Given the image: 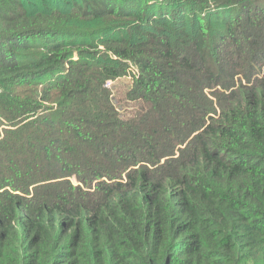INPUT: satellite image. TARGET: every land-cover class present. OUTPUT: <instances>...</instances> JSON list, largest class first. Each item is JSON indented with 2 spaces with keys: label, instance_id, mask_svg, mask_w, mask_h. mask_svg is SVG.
<instances>
[{
  "label": "trees",
  "instance_id": "trees-1",
  "mask_svg": "<svg viewBox=\"0 0 264 264\" xmlns=\"http://www.w3.org/2000/svg\"><path fill=\"white\" fill-rule=\"evenodd\" d=\"M0 264H264V0H0Z\"/></svg>",
  "mask_w": 264,
  "mask_h": 264
},
{
  "label": "rangeland",
  "instance_id": "rangeland-1",
  "mask_svg": "<svg viewBox=\"0 0 264 264\" xmlns=\"http://www.w3.org/2000/svg\"><path fill=\"white\" fill-rule=\"evenodd\" d=\"M127 76V78H125V81L126 82H128V83H130V84H132V82H133V74H131L130 73V75H126ZM114 84V81H112V80H109V85L111 86V85H113ZM127 84V83H126ZM129 85H127V86H124V87H128ZM115 97H117L118 95V93H117V89H115Z\"/></svg>",
  "mask_w": 264,
  "mask_h": 264
}]
</instances>
